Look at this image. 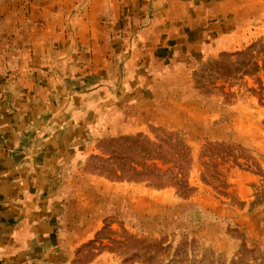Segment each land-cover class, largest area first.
<instances>
[{
  "label": "rangeland",
  "instance_id": "374dc122",
  "mask_svg": "<svg viewBox=\"0 0 264 264\" xmlns=\"http://www.w3.org/2000/svg\"><path fill=\"white\" fill-rule=\"evenodd\" d=\"M35 1L48 0H26L29 11ZM90 1L73 0L57 27L72 36L94 25L110 31L97 32L101 40L143 42L155 35L143 28L167 14L156 13L161 2L119 0L118 15L92 17ZM256 2L250 28L233 34L236 48L201 47L161 68L145 82L146 104L106 113L88 132L93 152L59 185L71 264H264V0ZM29 14L35 27L46 18ZM0 26L2 61L4 16ZM125 69L133 73L132 62Z\"/></svg>",
  "mask_w": 264,
  "mask_h": 264
},
{
  "label": "crops",
  "instance_id": "0c3cea01",
  "mask_svg": "<svg viewBox=\"0 0 264 264\" xmlns=\"http://www.w3.org/2000/svg\"><path fill=\"white\" fill-rule=\"evenodd\" d=\"M62 1H35L31 11L26 0L0 3V264H71L75 247L64 224L70 206L59 185L93 152L88 132L102 126L106 113L146 104L145 82L161 68L201 47L236 48L233 34L247 31L259 8L256 0H208V6L204 0H154L161 2L156 13L167 7V14L152 30L143 28L155 35L142 42L101 40L97 32L110 31L94 25H81L71 36L57 27L56 16L72 11L73 0ZM118 2L91 0L86 14L118 15ZM27 13L46 18L36 19L35 27V20L26 23ZM194 30L204 39L192 42ZM130 62L133 73L125 69Z\"/></svg>",
  "mask_w": 264,
  "mask_h": 264
}]
</instances>
